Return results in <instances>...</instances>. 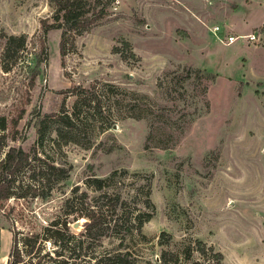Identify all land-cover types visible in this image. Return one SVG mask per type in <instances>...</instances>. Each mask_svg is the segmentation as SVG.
Instances as JSON below:
<instances>
[{"label": "rangeland", "instance_id": "374dc122", "mask_svg": "<svg viewBox=\"0 0 264 264\" xmlns=\"http://www.w3.org/2000/svg\"><path fill=\"white\" fill-rule=\"evenodd\" d=\"M105 11L62 57V29L43 36L56 22L49 0H0V160L12 146L35 158L18 176L28 194L8 202L45 223L73 188L97 196L90 178L109 177L104 189L150 218L142 233L107 229L90 251L130 250L147 264L164 253L168 264H219L220 251L222 264H264V0H116ZM22 34L18 52L7 37ZM77 100L65 127L55 114ZM0 230L8 264L2 212Z\"/></svg>", "mask_w": 264, "mask_h": 264}, {"label": "trees", "instance_id": "16d2710c", "mask_svg": "<svg viewBox=\"0 0 264 264\" xmlns=\"http://www.w3.org/2000/svg\"><path fill=\"white\" fill-rule=\"evenodd\" d=\"M115 1L107 0L108 3L101 5V0H49L54 9L56 22L45 24L43 36L45 37L51 28L62 29L60 51L62 57H65L67 52L75 47L76 38L103 18L106 15V5L113 4ZM7 40L9 46L18 49L19 52V50L24 51L26 49L28 37L25 34L9 35ZM36 76H38V71L32 70L31 86L34 85ZM82 98L85 101V98ZM80 103L77 100L72 111H63L59 115L55 114L56 119L65 127H74L76 119L80 117V111H78V104ZM103 106L101 99L94 100L92 116L95 117L99 112H102ZM24 112L22 109L19 113L18 118L14 121L15 126L18 125ZM0 127L6 130L4 120L0 123ZM32 159L35 158H32L30 152L21 147L12 146L0 160V212L9 220L10 231L12 232L8 264H82L83 262L76 261L77 258H84L85 264H147L140 263L130 250L102 253L90 251L94 241L101 240L107 229L120 232V229L124 228L126 230L124 233L130 234L134 230L142 233L144 223L150 218V216L146 217L145 213L129 211L128 199L124 198L122 194L108 193L104 188L109 186V177L90 178L88 185L94 190L102 192L97 196H90L87 191H82L78 195L79 187L73 188L72 195L64 203V213L50 220L43 219L45 223H41L42 221L37 220V218L31 220L33 216L28 217L25 212H20L23 208L17 209V205L8 202L14 197V199H20L28 194V192L20 191L23 189V185L17 186V182L19 181V173L31 165ZM48 168L59 171L58 179L65 176L63 169L55 164L48 165ZM130 198L136 202L135 196ZM147 203L151 205L152 200L147 199ZM112 208L118 211L110 212ZM34 216L37 217L35 214ZM23 217L27 220L24 221ZM82 217L87 218V221L84 230L77 234L72 229L71 224ZM48 243L51 244L50 248ZM197 245L198 250L206 253V244L203 241L197 240ZM210 249L214 251L212 247ZM169 255L171 258H176L175 253ZM86 257H89L90 260L86 261ZM214 257L218 259L219 264H222L223 253L215 252ZM92 259H95L93 263L91 262ZM160 260L163 264H168L167 254L164 253Z\"/></svg>", "mask_w": 264, "mask_h": 264}, {"label": "built area", "instance_id": "2783aa9c", "mask_svg": "<svg viewBox=\"0 0 264 264\" xmlns=\"http://www.w3.org/2000/svg\"><path fill=\"white\" fill-rule=\"evenodd\" d=\"M234 38H235V37H230V40H231V41H234ZM249 38L252 39V40H257V35H256L255 33L250 34V35H249Z\"/></svg>", "mask_w": 264, "mask_h": 264}, {"label": "water", "instance_id": "95a60500", "mask_svg": "<svg viewBox=\"0 0 264 264\" xmlns=\"http://www.w3.org/2000/svg\"><path fill=\"white\" fill-rule=\"evenodd\" d=\"M80 222H81V221H77V222L74 224V226H75V227H78V226L80 225Z\"/></svg>", "mask_w": 264, "mask_h": 264}]
</instances>
